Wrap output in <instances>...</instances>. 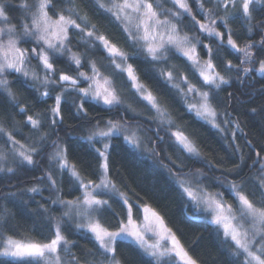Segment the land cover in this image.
<instances>
[{"label":"snow or ice","instance_id":"6c2138e0","mask_svg":"<svg viewBox=\"0 0 264 264\" xmlns=\"http://www.w3.org/2000/svg\"><path fill=\"white\" fill-rule=\"evenodd\" d=\"M167 2L171 7L165 8L161 0H32L31 3L29 0H19L18 3H14V0H0V95L6 97L5 103L9 107L19 109L18 114H25L23 126H30V130H34L33 135L42 128L41 114H27L29 107L21 106L10 85L9 74H18L25 80L42 84L45 90L41 93V99L52 98L51 93L59 90L54 97V105L46 109L51 114L46 120L52 131L64 124L65 112L62 104L67 102L65 93L71 94L72 91L79 94L76 116L81 119L88 117L85 107L88 101L102 104L108 110L124 106L136 116L143 115L132 103L125 104L123 90L114 83V77H119L127 84L129 94L135 102L148 109L150 118L158 122L154 132L158 144L164 142V137L159 135L160 126L167 124L170 138L174 137L173 143L179 151L187 157L204 159L195 140L179 127L172 130L174 121L166 106L141 81L136 68L128 62L129 53L101 32L97 23L93 22L94 16L104 13L117 22L126 34L127 41L134 49L131 54L133 57L139 58L143 54L145 61L155 62L153 66H158L161 62L167 63L169 54L173 52L186 58L194 74L198 73L203 82L200 87L191 83L188 76L180 72L178 65L162 68L159 75L172 88L177 89L186 101L193 94V101L187 102V110L194 112L198 120L221 133L228 130L224 126L234 125L231 130L233 141L237 139V132L246 137L247 133L239 120L229 119L231 112L228 111V106L233 94L228 93L223 100L219 98L222 85H228L230 81L216 70L211 45L203 44L199 36L182 32L180 25L184 19L191 18L192 30L207 37H215L220 42L217 44L220 51L223 50L226 36L227 46L233 52L241 53L242 59L239 65L233 64L231 60L227 61L225 70L237 69V81L245 84L243 77L252 72L264 78V58L255 57L252 51L254 43L246 41L243 46L237 43L233 38L230 20L243 19L249 37L252 36L254 27L264 32V20L256 22L253 16L255 5L264 4V0H195L199 13L202 14L199 19L189 0ZM206 2L213 6L206 7ZM12 11H19L20 16H11ZM218 21L226 31L218 29ZM76 38L78 44L85 47V53L72 50L73 40ZM22 43L32 47H22ZM198 44L206 49L207 59L201 60L197 51ZM89 48H99L106 53L104 59L109 61L107 67L112 69L110 75H105L94 59L87 60L91 74L79 71L84 66V57ZM259 49L264 52V35H261ZM64 55L68 56L69 66L75 65V75L65 70L57 71L56 60ZM33 60L37 61L36 65H32ZM257 62L259 66L254 67ZM38 70L43 71V76ZM82 81L87 82V87L81 86ZM49 85L54 86L51 91L48 90ZM204 86H207V90H203ZM36 90L40 91L39 88ZM261 94L264 95V90ZM196 96L199 98L196 99ZM255 111L253 108L252 112ZM0 117L8 119L4 113H0ZM122 132L126 133L123 136L126 144L134 150L141 149L143 129L139 125L129 124L123 117L121 120H107L104 128H100L97 122L87 137H81L87 140L96 153L97 167L91 173L95 178L82 175V169L76 163L69 162L68 148L52 141L54 152L49 158L56 161L59 170L57 175L67 173L82 194L74 200H63L59 197L52 200L53 204L62 205L65 211L60 219H56L55 224H49L48 238L16 239L11 235L0 238V257L6 258L5 264H130L126 257L118 256V241H131L150 257L145 264H203L182 243L177 235L179 227L176 230L170 227L164 216L150 204H134L128 192L121 191L114 182L111 175L113 165L110 163L109 141ZM14 133L15 127L10 131L0 123V137H6L4 143L13 146L12 151L19 158V163L33 165L34 154L39 149L34 144L22 143L16 139ZM260 136L259 144L252 140L245 141L249 149L247 159L252 161V166L258 165L254 175L245 174V168L249 165L239 144L233 149L232 155L239 153L238 159L231 161L233 167L223 169L232 179L226 185L221 183V186L227 187L233 202L225 200L224 193L201 187V181H197L193 187L188 182L187 174L176 181L182 193L192 202L190 210H203L209 214L207 223L214 226L218 236L222 235L221 243L227 246L229 254L242 258V264H264V131ZM48 137L49 133L46 131L39 136L37 143L46 141ZM97 143L102 147H95ZM146 150L155 152V149ZM172 163L175 164V161ZM209 163L211 164L210 161ZM168 171L171 173L172 169L169 168ZM0 172L14 173L15 169L0 167ZM46 176L50 186L60 191L53 173L49 171ZM27 191L38 193L41 189L32 186ZM113 196L117 200L113 201ZM113 202L121 204L122 216L115 229L104 226L98 218L113 211ZM49 212L47 207L38 204L37 216ZM135 212L142 213L139 219L135 218ZM63 217L76 218V228L90 234L91 248H80L76 241L69 239L66 229L61 227ZM47 219L51 221L54 218L48 215ZM149 239L153 242H149ZM74 249H79V254Z\"/></svg>","mask_w":264,"mask_h":264},{"label":"trees","instance_id":"16d2710c","mask_svg":"<svg viewBox=\"0 0 264 264\" xmlns=\"http://www.w3.org/2000/svg\"><path fill=\"white\" fill-rule=\"evenodd\" d=\"M18 2L19 0H14V3ZM29 2L31 3L32 0H29ZM161 2L165 8L171 7L167 0H161ZM189 3L193 7L194 14H197V18H201L202 14L199 13L195 0H189ZM212 6V4L206 2V7ZM255 8L256 11L253 13L255 21L264 20V4L255 5ZM222 13L223 10L220 11V14ZM10 15L18 18L20 12L12 11ZM93 22L97 23L101 32H104L129 53L130 59L128 62L132 63L134 68H136L141 81L154 94L159 96L166 106L171 119L174 121L172 130L174 131L176 127H179L195 140L201 149L204 159L187 157L186 154L179 151L173 143L174 137L170 138L167 124L160 126L159 135L164 137V142L158 144L154 138L158 122L150 118L148 109L135 102L134 98L129 94L127 84L119 77H114V83L117 88L123 90L125 104L132 103L137 111L143 115L136 116L132 112L127 111L124 106L108 110L102 104L88 101L85 104L88 117L87 119H81L76 116L79 94L72 91L71 94L65 93L67 102L62 104L65 112L64 124L52 131L46 120V117L51 114L46 112V109L54 105V97L59 90L57 89V91L51 93L52 98L41 99V93L45 90L42 84L30 79L25 80L18 74H9L10 85L16 92L21 106L27 105L29 107L28 115L41 114L40 118L43 121V125L40 132L33 135L34 130H30V126H23L25 114H18L19 109L9 107L5 103L6 97L0 95V113H4L8 117V119L0 117V123H3L10 131L15 127L14 134L16 139L22 143L34 144L39 149L38 153L34 154L35 163L33 165H21L19 158L15 157L12 151L13 146L4 143L6 137H0V157H2L0 158V167H12L15 169L14 173L0 172V238L10 235L16 239L31 237L35 240H41L48 238L50 236L49 224H55L56 219H60L65 211L62 205L59 203L53 204L52 200H56L58 197L63 200H74L82 194L81 191L77 190L75 182L71 180L67 173L62 176L57 175L59 170L56 166V161L49 158L54 150L52 141H57L61 144V147L68 148L69 162L76 163L82 169V175H85L86 178H95L92 177L91 173L97 167L96 153L87 140L81 139V137H87L97 122H99L100 128H104L107 120H121L123 117L129 124L139 125L143 129V139L140 150H134L126 144L122 134L113 136L110 139V163L113 165L111 175L118 188L121 191H127L134 204L147 203L156 208L164 216L166 223L173 227L174 230L179 227L177 235L182 243L203 264H230L233 261L235 264H242V258L231 256L227 246L221 243L222 235L218 236L214 226L207 223L205 213L202 210L198 212L190 210L192 202L182 193L176 181L187 174L190 182L194 180L196 183L201 181V187H206L212 192L224 193V199L230 203L233 202L228 194L227 187L221 186V183L226 185L228 180L232 179V176L223 169L233 167L231 161L237 160L239 156V153L232 155L233 149L236 144H239L249 165V167L245 168V174L254 175L256 172L258 165L252 166V161L247 159L249 149L245 141L252 140L254 143L259 144L260 134L264 131V95L261 94V91L264 90V78L252 72L248 76L243 77L246 83L240 84L236 79L237 69L225 70L227 61L231 60L233 64L239 65L240 59H242L241 53H235L227 46V37L225 36V42L222 46L223 50L220 51L217 49V44L220 42L215 37L200 35L198 31L192 30L191 18L183 20L180 25L181 31L188 32L189 35L199 36L203 44L211 45L213 63L217 65L216 70L230 81L228 85H222L218 95L223 100L228 96V93L233 94L228 106V111L231 112L229 119L239 120L241 127L247 133L245 137L237 132V139L233 141L231 130L234 125L224 126L228 130L221 133L209 124L198 120L195 115L188 112L184 97L178 93L177 89L172 88L164 77L159 75L162 68L178 65L180 72L188 76L191 83L200 87L203 82L197 73L194 74L191 64L186 59L173 52L169 54L167 63L161 62L158 66H153L155 62L145 61L143 54L139 58L131 55L134 49L127 41L126 34L123 33L119 24L110 16L99 13L94 16ZM217 26L220 31H226L219 24V21ZM230 27L233 30V38L240 46H243L246 41L252 42L254 43L252 51L255 57L257 59L264 58V52L259 49L261 35H264L260 28L254 27L253 34L249 37L247 25L244 24L243 19L230 20ZM77 41L78 38L73 40L72 50L85 53V47L79 45ZM21 46L32 47L30 44L23 43ZM197 51L201 60L208 58L205 54L206 49L201 44H198ZM218 51L219 55L217 56ZM105 56L106 53L99 48L87 49L84 57V66L79 71L91 74L90 68L87 67V60L94 59L97 61V67L105 75H110L112 69L107 67L109 61L104 59ZM36 64L37 61L33 60L32 65ZM69 65L70 62L67 55L56 60L58 72L65 70L75 75V65ZM258 66L257 62L254 67ZM38 71L43 76V71ZM86 83V81H82L81 86L87 87ZM53 87L49 85L48 90L51 91ZM37 88L40 91H37ZM203 90H207V86H204ZM233 108L235 111H233ZM253 108L256 109L255 112H252ZM220 119L222 120L223 117H220ZM46 131L49 133L48 139L37 143L39 136ZM95 147H102V145L97 143ZM146 149H155V152ZM172 161H175V164ZM212 165H216V167H212ZM169 168L172 169L171 173L168 171ZM49 171L53 173L57 180L60 191L48 184L46 173ZM41 177L43 179H40ZM32 186L39 187L41 191L38 193L28 192L27 189ZM12 193H15V195H12ZM115 200L117 198L113 196V201ZM38 204L44 205L50 212L37 216ZM112 207L113 211L106 212L98 218L104 226L115 229L117 221L122 218L121 204L113 202ZM48 215L54 219L49 221L47 219ZM134 215L135 218L139 219L142 213L135 212ZM76 222L77 220L70 222L68 217H63L61 227L66 229L69 239L76 241L80 248H91L92 244L89 242L90 234L78 230ZM74 251L79 254V249H74ZM117 251L118 256L126 257L130 264H145L151 259L132 244L131 241H118ZM5 261L6 258H0V264H5Z\"/></svg>","mask_w":264,"mask_h":264},{"label":"rangeland","instance_id":"374dc122","mask_svg":"<svg viewBox=\"0 0 264 264\" xmlns=\"http://www.w3.org/2000/svg\"><path fill=\"white\" fill-rule=\"evenodd\" d=\"M200 35H205V34H202V33H199ZM190 36H194V35H190ZM206 36V35H205ZM197 47H198V45H197ZM184 58V57H183ZM184 59H186V58H184ZM190 63V62H189ZM198 74V73H197ZM202 81V80H201ZM86 85H87V83H86ZM199 97L198 96H196V99H198ZM189 101H193V94H190L189 96H188V99H187V101H186V107H187V102H189ZM193 115H195L194 114V112H191ZM123 136H124V134H126V133H124V132H122L121 133ZM54 152V150L51 152V154ZM188 182L190 183V184H192V186L193 187H195L196 186V181L194 180V181H189L188 180ZM49 184V183H48ZM50 185V184H49ZM202 212L203 213H205V215L207 216V218H210V216H209V214L208 213H206V212H204L203 210H202ZM74 221L76 220V218H72ZM72 219H69L68 218V220L70 221V222H73V220ZM149 242H153V240L152 239H149ZM0 258H4V257H0Z\"/></svg>","mask_w":264,"mask_h":264}]
</instances>
